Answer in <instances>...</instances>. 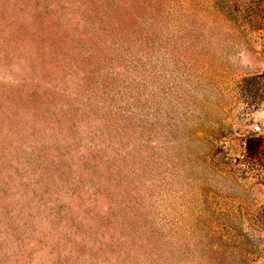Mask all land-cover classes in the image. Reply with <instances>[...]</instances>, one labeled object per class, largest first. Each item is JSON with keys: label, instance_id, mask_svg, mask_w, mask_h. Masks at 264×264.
Masks as SVG:
<instances>
[{"label": "rangeland", "instance_id": "rangeland-1", "mask_svg": "<svg viewBox=\"0 0 264 264\" xmlns=\"http://www.w3.org/2000/svg\"><path fill=\"white\" fill-rule=\"evenodd\" d=\"M0 264H264V0H0Z\"/></svg>", "mask_w": 264, "mask_h": 264}]
</instances>
